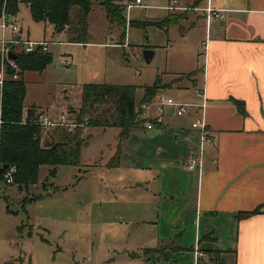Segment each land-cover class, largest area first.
I'll return each instance as SVG.
<instances>
[{
	"label": "crops",
	"instance_id": "0c3cea01",
	"mask_svg": "<svg viewBox=\"0 0 264 264\" xmlns=\"http://www.w3.org/2000/svg\"><path fill=\"white\" fill-rule=\"evenodd\" d=\"M201 3L193 4L197 15L190 16V23H203L202 46L195 66L181 72L190 83L178 85V75L169 84L159 81L155 94L166 85L176 87L179 97L174 98L193 104L189 113L158 118L152 109L155 97L143 102L145 120L121 140L116 127V142L93 162L104 169V188L118 190L102 196L118 203L120 222L135 230V249L124 250L135 264H264V0ZM95 5L103 8L94 0L89 18ZM207 7L221 17L207 18ZM40 23L55 30L52 24ZM64 33L68 37V31ZM136 95L141 98L143 91L136 89ZM203 97L200 114L197 105ZM32 106H24V111ZM35 114L44 113L35 109ZM200 116L212 141L204 144L199 172L186 164L197 155L191 122ZM117 151V163L109 165Z\"/></svg>",
	"mask_w": 264,
	"mask_h": 264
},
{
	"label": "rangeland",
	"instance_id": "374dc122",
	"mask_svg": "<svg viewBox=\"0 0 264 264\" xmlns=\"http://www.w3.org/2000/svg\"><path fill=\"white\" fill-rule=\"evenodd\" d=\"M128 1L116 0L125 9ZM197 2L202 0H142V6L123 10L125 25L105 21V10L95 5L86 43L68 42L74 37L72 33L66 37L64 31L44 28L42 23L32 20L28 6L21 3L17 18L11 17L20 23L21 37L25 38L28 31L31 40L44 38L53 42L49 46V65L43 71L24 73V106L34 105L38 113L56 121L67 116L65 126L42 131V142L50 137L58 140L63 128L66 132L75 128L67 124L78 123L81 88L85 83L128 84L143 91L144 86L156 80L169 84L179 75L182 78L178 85L189 84L190 80L181 72L195 66V54L204 38L199 17L195 16V22L199 19L196 25L190 23V16L197 15L193 11ZM175 7L177 12H172ZM168 14L177 17L178 22L156 24ZM139 22L147 24H134ZM1 34L0 28V38ZM11 35L7 28L5 36ZM145 48L154 50L150 62L143 59ZM175 89L166 85L163 90L177 98ZM139 101L137 97L136 108L141 112L143 104ZM95 105L100 111L108 103ZM86 118L87 115L83 116ZM83 129L88 143L82 146L77 165H59L54 175L49 173L50 166L43 165L37 182L27 186L1 183L0 264H135L124 256V250L135 249V230L132 224L120 222L118 203L108 202L102 196L118 190L104 188V169L93 163L107 154L109 144L116 142L117 128L86 125Z\"/></svg>",
	"mask_w": 264,
	"mask_h": 264
},
{
	"label": "trees",
	"instance_id": "16d2710c",
	"mask_svg": "<svg viewBox=\"0 0 264 264\" xmlns=\"http://www.w3.org/2000/svg\"><path fill=\"white\" fill-rule=\"evenodd\" d=\"M93 2L94 0H0V12L4 8L7 14L14 16L19 11V5L24 3L28 6L33 21L52 24L57 32L63 31L67 26L66 31L74 36L71 37L73 42L85 43ZM100 3L110 23L125 25L123 6L116 0H100ZM173 22H178V18L168 14L156 24L163 26ZM134 24L145 26L147 22ZM51 59L49 53L41 51L21 53L16 59L20 67L19 78L8 77L4 82L0 114V167L6 165L1 169V173H4L11 166H15L11 184L18 186L35 184L39 168L43 165L50 166L51 175L55 174L59 165H77L80 162L81 148L87 143L83 126L118 127L121 140L126 138L132 128L144 121L139 119L140 112L136 108V86L86 83L81 88V103L77 113L78 123L81 125L68 132L63 128L58 140L50 137L49 141L43 143V128L35 123L38 117L35 114V107H29L24 111L26 84L23 73L42 71ZM159 88V80L154 81L152 85L144 86L139 103L153 99ZM99 102L108 103L107 108L97 111L95 104ZM234 102L240 106L237 101ZM85 115L88 118L84 120ZM118 152L109 165L117 163ZM254 212L255 210L241 212L238 216H247Z\"/></svg>",
	"mask_w": 264,
	"mask_h": 264
},
{
	"label": "built area",
	"instance_id": "2783aa9c",
	"mask_svg": "<svg viewBox=\"0 0 264 264\" xmlns=\"http://www.w3.org/2000/svg\"><path fill=\"white\" fill-rule=\"evenodd\" d=\"M134 5H141V0H129L126 4V8H130ZM207 18L211 16H219L221 17L220 13L216 12L213 8L207 7ZM0 16L2 22L0 24V28L2 30L1 38H0V114L2 110V96H3V86L5 79L11 77L12 79H18L20 76V67L16 61L17 57L21 53H32L35 51H41L44 53L49 52V46L51 45V41L48 40H31L28 38H22L20 36V28L17 21L12 20L11 17L13 15H9L5 12V9L2 8L0 12ZM9 28L12 32L10 37L5 36V30ZM67 30V26L63 28V31ZM12 52L16 55L15 59L9 57L8 53ZM154 109L155 115L160 118L163 116H169L171 118H180L189 113L190 108L193 104L180 102L172 96H169L164 93V91H159L155 97L154 101ZM200 111V114L204 110L205 107V98L203 97V101L197 105ZM149 107V105H147ZM68 114V113H67ZM148 114V113H147ZM146 113L141 112V119L147 117ZM66 117L62 115L60 121H56L51 119L48 115L41 114L36 119V124L41 126L43 130L47 131L50 129H54L58 126H65L66 125ZM23 121L24 118H23ZM69 127H76L80 126L81 124L76 123L74 124H67ZM148 128L151 127V124L146 125ZM191 127L196 131V137L198 139L197 142V155H192L189 157L186 167L189 170H199L201 171L202 166V157H203V150L204 144L210 143L212 141L211 136L207 131L206 122L202 118V116L195 118L191 122ZM0 167V185L3 184H10L13 182V172L15 171V166H11L7 169L4 173H1ZM196 256L200 255L198 252L195 251Z\"/></svg>",
	"mask_w": 264,
	"mask_h": 264
},
{
	"label": "water",
	"instance_id": "95a60500",
	"mask_svg": "<svg viewBox=\"0 0 264 264\" xmlns=\"http://www.w3.org/2000/svg\"><path fill=\"white\" fill-rule=\"evenodd\" d=\"M9 57L12 58V59H15L16 58V55L13 54L12 52L9 51L8 53ZM154 55V50L153 49H149V48H145L142 50V56H143V59L146 61V62H150L151 58L153 57ZM6 165H3L2 168H5Z\"/></svg>",
	"mask_w": 264,
	"mask_h": 264
}]
</instances>
